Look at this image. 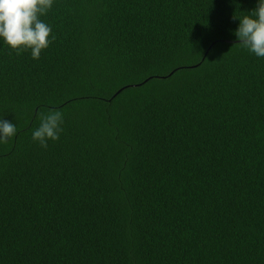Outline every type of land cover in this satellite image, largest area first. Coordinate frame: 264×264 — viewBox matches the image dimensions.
I'll return each mask as SVG.
<instances>
[{"label": "trees", "instance_id": "1", "mask_svg": "<svg viewBox=\"0 0 264 264\" xmlns=\"http://www.w3.org/2000/svg\"><path fill=\"white\" fill-rule=\"evenodd\" d=\"M257 2L54 0L38 60L0 40V264H264Z\"/></svg>", "mask_w": 264, "mask_h": 264}, {"label": "clouds", "instance_id": "2", "mask_svg": "<svg viewBox=\"0 0 264 264\" xmlns=\"http://www.w3.org/2000/svg\"><path fill=\"white\" fill-rule=\"evenodd\" d=\"M53 4L54 0H0V40L16 55L30 50L32 59L38 60L42 50L55 40L51 27L41 20ZM233 19H239L234 32L237 44L264 58V0H258L249 15H233ZM39 119L40 125L32 132V140L46 149L49 140H59L63 114L50 110L41 113ZM15 134L16 126L0 118V144H7Z\"/></svg>", "mask_w": 264, "mask_h": 264}, {"label": "water", "instance_id": "3", "mask_svg": "<svg viewBox=\"0 0 264 264\" xmlns=\"http://www.w3.org/2000/svg\"><path fill=\"white\" fill-rule=\"evenodd\" d=\"M117 92V91H116Z\"/></svg>", "mask_w": 264, "mask_h": 264}]
</instances>
